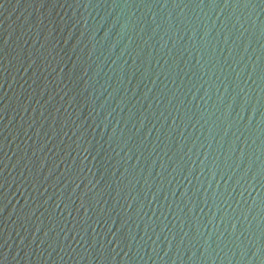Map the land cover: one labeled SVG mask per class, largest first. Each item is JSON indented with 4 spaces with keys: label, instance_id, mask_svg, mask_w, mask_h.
Listing matches in <instances>:
<instances>
[{
    "label": "water",
    "instance_id": "water-1",
    "mask_svg": "<svg viewBox=\"0 0 264 264\" xmlns=\"http://www.w3.org/2000/svg\"><path fill=\"white\" fill-rule=\"evenodd\" d=\"M0 264H264V0H0Z\"/></svg>",
    "mask_w": 264,
    "mask_h": 264
}]
</instances>
